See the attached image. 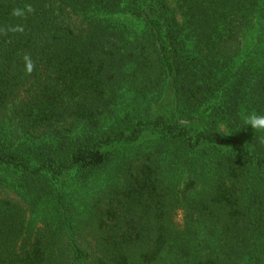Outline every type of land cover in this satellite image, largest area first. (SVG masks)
<instances>
[{
  "label": "trees",
  "instance_id": "16d2710c",
  "mask_svg": "<svg viewBox=\"0 0 264 264\" xmlns=\"http://www.w3.org/2000/svg\"><path fill=\"white\" fill-rule=\"evenodd\" d=\"M16 24L0 34V264H264V133L243 124L264 114V0H0V27ZM135 78L157 98L169 81L175 108L106 125ZM106 168L80 214L65 176ZM177 196L193 220L181 230Z\"/></svg>",
  "mask_w": 264,
  "mask_h": 264
},
{
  "label": "rangeland",
  "instance_id": "374dc122",
  "mask_svg": "<svg viewBox=\"0 0 264 264\" xmlns=\"http://www.w3.org/2000/svg\"><path fill=\"white\" fill-rule=\"evenodd\" d=\"M113 21H119L127 25L131 30L140 31L142 29L141 23L127 14H117L113 17H110ZM257 34L256 26H251L246 29L241 36V50H247ZM133 84H125L119 91V96L117 98V103L111 105V112L106 113L103 117V122L111 124L116 120H119L125 113V110H137L143 111L145 106H150L155 112H169L175 108V99L174 94L171 91L170 82L167 81L164 87V92L159 98H157L156 93L151 91L147 86H143L145 80L142 78H135ZM143 80V81H142ZM156 98L153 100V98ZM215 100H212L209 105L202 109V112L206 113L209 111L208 108L214 106ZM1 114V111H0ZM206 114L203 118H205ZM199 120V119H197ZM104 123V124H105ZM3 123L0 122V128H3ZM104 127V126H103ZM219 129L225 133L226 136H239L238 132L230 131L226 128L224 124H220ZM110 171L108 168L98 170L95 173H92L86 177L80 175L77 171H71L65 176V189L70 192L74 200V204L77 207V210L80 214H85V209H87L88 204L92 202V199L98 196L97 193H101L107 183L111 180ZM178 174V173H177ZM184 173L177 175L179 182L176 184L178 194L180 189L185 188L186 176ZM120 179V176L117 175ZM117 180V178H116ZM9 197L17 199V196L13 192H9ZM180 202L175 203L173 206L169 207L170 214L168 215V220L170 221L173 228L183 229L186 224L193 222L192 218H188L186 211L187 206L184 204V201L181 199ZM172 203V202H171ZM183 203V204H182ZM84 217V216H82ZM91 224L85 226V231L82 233V237L87 241H93V231L90 227Z\"/></svg>",
  "mask_w": 264,
  "mask_h": 264
},
{
  "label": "clouds",
  "instance_id": "9594fccd",
  "mask_svg": "<svg viewBox=\"0 0 264 264\" xmlns=\"http://www.w3.org/2000/svg\"><path fill=\"white\" fill-rule=\"evenodd\" d=\"M35 9L31 4H25L23 8L16 7L12 9L11 15L16 18L26 19L27 16L33 13ZM12 33H23V24L9 25L0 27V34L7 35ZM22 60L24 63V72L26 75H31L36 68L35 61L28 53L23 54ZM243 124L251 129L264 133V114H258L255 111L248 113L243 117ZM260 143L264 144V135L260 137Z\"/></svg>",
  "mask_w": 264,
  "mask_h": 264
}]
</instances>
